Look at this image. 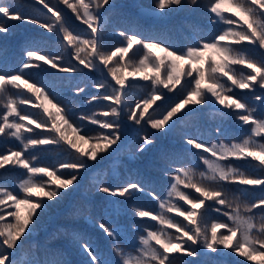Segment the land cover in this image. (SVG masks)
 <instances>
[{"label":"snow or ice","instance_id":"1","mask_svg":"<svg viewBox=\"0 0 264 264\" xmlns=\"http://www.w3.org/2000/svg\"><path fill=\"white\" fill-rule=\"evenodd\" d=\"M57 2L70 9L76 20L87 25L90 37L74 35L64 25V14L48 0H34L35 5H42L51 14L48 17L41 13L43 19L25 17L0 2V33L9 31L7 20L26 21L48 33L57 32L62 36L68 59V63L63 64L65 55L33 51L31 48L35 42L30 41L25 48L24 60L14 74L0 67V99L5 101L6 108L0 114V136L13 138L22 146L21 150L0 154V169H5L6 165H14L26 170V178L18 182L17 191L13 192L7 186L0 185V264H65L63 260L55 259L47 250L43 258L35 252L25 251L24 240L31 235L47 209L58 203L69 189L76 190L78 174L82 170L97 167L106 158L103 155L105 153L107 158L115 157L121 149L122 137L126 131L138 134V129H129L122 118L126 117L127 121L137 126L144 122L154 131L166 136L173 130L177 120L181 119L180 113L196 116L210 105H219V108H213L215 113L222 116L234 114L241 126L250 125L247 138L230 144L222 140L207 144L198 138L185 136L184 142L190 146L187 150L195 149L197 153L202 151L211 157L201 156L207 166V171L201 172L176 166L177 157L168 150L161 149L160 159L164 165L162 170L172 183L167 191V198L159 201V213L136 207L131 209L139 219L147 218L159 225L155 230L146 227V235L139 237L138 244L131 242L134 256L121 248V229L113 227L110 221L99 222L96 226L108 238L112 244L111 250L118 259L102 258L82 234L74 233L72 239L86 254V264H193L197 257L203 258L199 264H217L216 258L209 253L223 255L219 251L221 248L231 250V253L244 260L264 264V198L251 204L243 203L239 197L229 198L222 187L232 183L261 187L264 190V118L257 117V109L250 107L234 92V89L249 90L255 101L264 104V92L257 94L254 88L258 86L259 89H264V0H210L207 10L216 18L213 22L218 21L225 27L210 41L201 40L198 46L187 47L183 52H177L161 40L145 39L123 30H117L116 35L122 37L126 44L106 51L102 33L107 21L102 20L101 10L114 8V0ZM188 2L199 5V0ZM183 5L184 0H154L152 14L162 16L166 9L171 11L173 7ZM223 41L227 43H221ZM245 43L251 47L241 48L239 51L233 47ZM134 46H138L144 53L138 63L130 57L126 60ZM68 49L71 51L68 52ZM71 61H76V64ZM36 62H42L61 73L84 74V70L107 72L110 81L103 78L92 86L97 90L110 89L111 94L93 95L86 103L102 100L109 102L108 106L92 115L80 117V120H87L90 125L98 126L103 131L89 135L82 125L71 122L67 110L57 98L46 91L44 86L31 80L32 73L26 70L40 68V63ZM235 65H241L250 71H237L233 67ZM138 80L150 82L151 91L143 99L136 100L133 107L129 103L132 90L148 87L147 84H138ZM177 85H181L179 102L158 115L153 106L163 98L161 89L172 92ZM9 87L17 93L26 90L35 100L21 96L17 101L9 96ZM84 91V87H76L74 94L79 95ZM17 104L30 105L39 112L36 115L22 114ZM221 109L227 111L221 112ZM34 129H42L52 135L39 138L25 136V133H33ZM215 132L218 136L223 135L219 127ZM140 139L142 142L136 149L137 153L145 152L149 145L155 143L147 134L141 135ZM61 143L67 145L68 149H73L76 155L72 162L60 163L56 169L35 166L24 158V153L30 148L60 146ZM82 145H87V149ZM229 160L257 163L252 165L251 172H247L223 163ZM61 170H69V174L62 176ZM104 175L97 171L93 177V186L106 196L130 199L133 193L145 192V188L136 182L111 187L104 183ZM37 177L48 179L38 180ZM182 189L194 190L198 196L193 197ZM238 191L247 195L243 189ZM147 194L152 199H157L154 192L148 191ZM174 201H182L188 208ZM207 201H212V205L207 204ZM109 203L113 205L108 210L110 215H119L124 211L116 206L118 201ZM9 208L14 211H7ZM209 208L226 216L230 223H212L209 230ZM225 208L227 211H223ZM256 209H260L259 217L255 214ZM164 213L182 217L187 225ZM6 217H11V220ZM135 227L133 225L134 229ZM168 229H173L177 235L171 234ZM221 229L224 231L218 234ZM182 257H191L193 260H184Z\"/></svg>","mask_w":264,"mask_h":264},{"label":"trees","instance_id":"2","mask_svg":"<svg viewBox=\"0 0 264 264\" xmlns=\"http://www.w3.org/2000/svg\"><path fill=\"white\" fill-rule=\"evenodd\" d=\"M0 2L7 4L13 12L18 11L25 17L43 19L41 13L44 16H51L46 12V9L38 8L37 5L31 3L29 0H0ZM48 2L57 7L54 0H48ZM209 3L210 0H199V5L196 6L191 5L188 0H184L182 7H173L171 11L166 9L164 15H160L153 21L149 18L143 19L137 9L143 7V5L154 9V0H114V8L101 10L103 13L102 20L107 21L104 24L102 33L105 50L110 51L114 47L126 44L122 37L116 35L117 30L135 33L143 36L145 39L161 40L177 52H183L190 46H198L201 40L210 41L215 35L220 34L225 26L218 21L213 22L216 18L207 10ZM60 11L64 14L65 27L72 31L74 35L90 37V29L87 28V25L76 20L71 10L70 14L72 15L67 14L61 9ZM225 15L229 14L225 13ZM232 18L235 19V17ZM6 23L9 26V31L7 33H0V67H3L9 73L14 74L18 70L19 65L24 60L25 48L30 41L35 42L31 50L44 54L65 55L66 59L62 63H68L65 47L62 43V36L58 35L57 32L48 33L37 25L26 21L7 20ZM221 43H227V41ZM233 47L239 51L241 48L251 46L245 43L233 45ZM67 51L70 52L71 49ZM133 51L136 57L133 61L138 63L144 54L143 50L138 46H134L131 52ZM206 55L210 56L212 54ZM128 58L126 57V60ZM36 63H40V68L26 70L32 73L31 80L44 86L46 91L57 98L63 108L67 110V115L71 122L75 125H82L89 135H95L97 132L103 131L98 126L90 125L87 120H80V117L82 115H92L95 112L104 110L108 106L109 102L102 100L86 103V100L93 95L111 94L110 89L97 90L92 86L93 83L99 82L103 78H107L110 81L111 78L107 76V73L105 71L88 72L87 70H84V74L61 73L44 65L42 62ZM71 63L76 64V61H71ZM233 67L237 71H250L241 65ZM225 82H227L226 78ZM183 83L184 80L182 81ZM76 87H84L85 91L79 95H75L74 89ZM254 88L257 94L264 92V89H259L258 86H254ZM180 89L181 85L177 86L170 93L167 89H164L168 92L170 98L162 103H157L158 105L154 109L158 115H162L168 108L174 106L176 100L181 98ZM150 91V86L143 89L139 87L133 89L129 97L130 105L132 106V103H135L136 100L146 97ZM161 92L164 95L162 99H164L166 97L165 93L162 90ZM234 92L238 97L244 99L250 107L257 109L255 113L257 117L264 118V104L255 101L252 92L240 89H234ZM9 96L17 101L21 96L30 97L35 100V97H32L26 90L22 93H17L11 87H9ZM4 104L5 101L0 99V114L6 111ZM17 107L22 114L32 113L36 115L39 112V110L33 109L30 105L17 104ZM213 108H219V105H210L196 116L183 115L173 128L170 135L171 138L152 129L156 134L154 136L150 132V127L142 125L128 126L129 129L137 128L138 134L130 130L126 131V134L122 137L123 144L121 145V149L115 157L107 158V154L105 153L103 155L106 158L97 167L82 170L78 174L79 182L76 190L69 189L68 193L58 203H55L53 207L45 211V214L41 217L40 222L33 229L31 235L24 240L23 249L30 253L35 252L40 258L44 257L45 250H47L55 259L63 260L65 264H86V254L81 251L72 239L74 233H79L92 245L98 255H101L104 259L115 260L118 257L111 250L112 244L96 226L99 222L110 221L113 227L121 229V248L129 251L134 256L135 252L131 251V242L138 244L139 237L146 235V227L155 230L159 228V225L147 218L143 220L139 219L131 209L136 207L153 213H159L161 211L159 209V201L167 198V191L172 183L170 177H166L162 170L164 165L160 159L161 149H166L177 157L176 166L189 167L197 172H201L207 171V166L201 160V156L209 159L211 157L202 151L197 153L195 149L187 150L190 149V146L185 144V136L198 138L207 144L220 140L230 144L232 142H242L243 139L247 138L250 125L241 126V123L235 119L234 114L222 116L215 113ZM50 111L52 110L50 109ZM224 111L227 110L221 109V112ZM38 118L46 119V117ZM97 118L103 119L102 117ZM10 119L12 118L10 117ZM122 119L123 123H127L128 125L129 122L126 117ZM29 127L34 126L29 125ZM218 127L221 129L223 135L218 136L216 134L215 129ZM144 134L153 138L155 143L149 145L145 152L137 153L136 149L142 142L140 137ZM48 135L52 134L42 129H34L33 133H25V136H32L33 138ZM69 136H71L70 130ZM82 147L87 149L88 146L82 145ZM21 148L22 146L15 139L0 136V154L21 150ZM194 153L197 154L194 155ZM75 155L73 149H68L67 145L61 143L60 146L48 145L30 148L24 153V158H27L35 166L56 169L60 163L72 162ZM33 157H35L34 160ZM223 163L226 166L239 168L241 171L251 172L252 165L257 162L249 161L246 164L240 160H229ZM97 171L105 174L104 183L111 187H119L128 182H136L145 188V192L133 193L130 199L114 198L99 193L93 186V177L96 176ZM25 172L26 170L20 169L18 166L6 165L5 169H0V185L7 186L13 192L17 191L16 186L18 182L26 178ZM60 174L67 176L69 170H61ZM37 179L47 181L48 178L37 177ZM222 187L229 198L239 197L243 203L251 204L264 198V190L261 187L240 186L232 183L224 184ZM238 189L245 190L247 195H242ZM182 190L193 197L198 196L194 190ZM148 191L154 192L157 199H152L147 194ZM113 200L118 201L116 206L124 210L119 215H110L108 213V210L113 207L109 201ZM174 202L182 205L184 208H188V205H184L182 201ZM206 203L212 205L213 202L207 201ZM214 206L220 207L218 205ZM7 211H14V209L9 208ZM223 211H227V209L225 208ZM164 214L181 224L187 225V221L183 220L182 217H176L172 213ZM255 214L259 217L261 214L260 209H256ZM6 219L11 220V217H6ZM221 222L230 223L226 216L213 212L209 208L207 212V227L209 230L212 223ZM133 225L136 226L135 229ZM168 231L173 235H177L173 229H168ZM222 231L224 230H219L218 234ZM219 251L224 254L209 253L210 256L216 258L217 264H239V262H243V264H256L255 261H247L242 257L236 256L231 253V250L221 248ZM182 259L193 260L191 257H182ZM202 259V257H197L193 261V264H199Z\"/></svg>","mask_w":264,"mask_h":264},{"label":"rangeland","instance_id":"3","mask_svg":"<svg viewBox=\"0 0 264 264\" xmlns=\"http://www.w3.org/2000/svg\"><path fill=\"white\" fill-rule=\"evenodd\" d=\"M31 3H33L34 4V0H29ZM54 2L56 3V5H57V8H60L62 11H65L67 14H69V15H72V14H70V9H68L65 5H63V4H60V3H58L57 2V0H54ZM37 7L39 8H42L43 9V7H42V5H37ZM137 11H139V15H141L142 16V18L144 19V18H149V19H151V20H153V21H155V19H157V17H159L160 15H153L152 14V12L154 11V9H152V8H150L149 6H145V5H143V7H139L138 9H137ZM47 12V11H46ZM49 15H51L50 13H48ZM122 46H124V45H122ZM115 48V47H114ZM113 48V49H114ZM206 54H212V53H206ZM213 55V54H212ZM127 57H130L132 60H134V59H136V57H135V52L133 51V52H129V54H128V56ZM130 70V69H129ZM106 72V71H105ZM107 73V72H106ZM186 79V78H185ZM183 81V80H182ZM137 83L138 84H147V85H149L150 86V82L148 83H146L145 81H137ZM148 86V87H149ZM177 86H179V85H177ZM147 87V88H148ZM162 91H164V93H165V98L164 99H162V100H160V101H157L156 102V105H154L153 106V109L154 108H156L157 107V103L159 102V103H162V102H164L165 100H167L168 98H170V95L168 94V92L166 91V90H164V89H161ZM170 93V92H169ZM163 97H164V95H163ZM176 103H178L179 102V100H176L175 101ZM132 106L134 107L135 106V103H132ZM150 110H152V109H150ZM185 111H187V110H185ZM163 114V113H162ZM184 115V113H182L181 115H180V117H182ZM129 122V121H128ZM177 122H178V120H177ZM176 122V123H177ZM125 124H127V123H125ZM133 126V124L131 123V122H129L128 123V126ZM135 126V125H134ZM142 126H146V127H148L147 126V124H145L144 122H142ZM176 126V125H175ZM150 132L154 135V136H156V134H155V132L154 131H152V129L150 128ZM172 134V131L170 132V133H168L166 136H168V138H171V135Z\"/></svg>","mask_w":264,"mask_h":264}]
</instances>
